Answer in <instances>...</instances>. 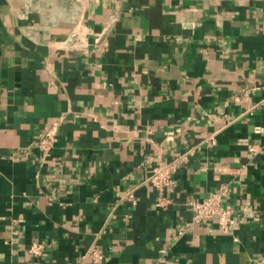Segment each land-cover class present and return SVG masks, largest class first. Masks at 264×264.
<instances>
[{
  "label": "crops",
  "instance_id": "obj_1",
  "mask_svg": "<svg viewBox=\"0 0 264 264\" xmlns=\"http://www.w3.org/2000/svg\"><path fill=\"white\" fill-rule=\"evenodd\" d=\"M0 264H264V0H0Z\"/></svg>",
  "mask_w": 264,
  "mask_h": 264
},
{
  "label": "built area",
  "instance_id": "obj_2",
  "mask_svg": "<svg viewBox=\"0 0 264 264\" xmlns=\"http://www.w3.org/2000/svg\"><path fill=\"white\" fill-rule=\"evenodd\" d=\"M52 141L50 133L42 138L38 145L44 150L48 149ZM190 155L189 151L182 152L170 161L160 164L151 168L150 172L144 178V182L149 183L157 191L158 206L164 204V191L167 187L173 184V174L177 171L178 167L187 162ZM228 192L227 184H221L209 195L201 200L191 199L187 204L191 207L193 214L191 219L181 227L177 236H183L190 232L195 224H203L211 220H215L219 227L226 230L228 222L232 216L233 209L223 206V200ZM127 195L133 198L132 192ZM43 250V245L39 242H33L29 248L32 255H40ZM85 257H89L93 262H99L103 259V252L101 249H90L85 252Z\"/></svg>",
  "mask_w": 264,
  "mask_h": 264
}]
</instances>
